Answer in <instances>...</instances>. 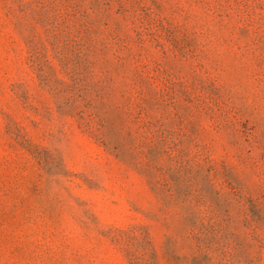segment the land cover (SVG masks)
I'll return each mask as SVG.
<instances>
[{
	"label": "rangeland",
	"instance_id": "obj_1",
	"mask_svg": "<svg viewBox=\"0 0 264 264\" xmlns=\"http://www.w3.org/2000/svg\"><path fill=\"white\" fill-rule=\"evenodd\" d=\"M0 264H264V0H0Z\"/></svg>",
	"mask_w": 264,
	"mask_h": 264
}]
</instances>
